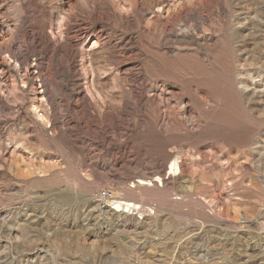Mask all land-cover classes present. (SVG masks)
I'll return each instance as SVG.
<instances>
[{
    "label": "rangeland",
    "instance_id": "1",
    "mask_svg": "<svg viewBox=\"0 0 264 264\" xmlns=\"http://www.w3.org/2000/svg\"><path fill=\"white\" fill-rule=\"evenodd\" d=\"M0 264H264V0H0Z\"/></svg>",
    "mask_w": 264,
    "mask_h": 264
},
{
    "label": "bare ground",
    "instance_id": "2",
    "mask_svg": "<svg viewBox=\"0 0 264 264\" xmlns=\"http://www.w3.org/2000/svg\"><path fill=\"white\" fill-rule=\"evenodd\" d=\"M81 29V28H80ZM103 48V46H102ZM99 49V50H98ZM98 50V51H97ZM96 51V52H95ZM95 52V53H93ZM125 52V51H124ZM94 54H98L99 56H102L103 54V50H101V46H99L98 42L95 44H93L92 46V53L91 55L95 56ZM97 55V56H98ZM21 56V55H20ZM103 57V56H102ZM97 60V59H96ZM104 61V60H103ZM107 65V64H106ZM109 67V66H108ZM92 72V71H91ZM90 84V83H89ZM87 87V90L85 89V87L82 89H80V92L81 94H85V95H93L94 91L96 90H92V86L91 84L86 86ZM94 88V86H93ZM84 89H85V92L84 93ZM79 90V89H78ZM99 94V93H98ZM101 94V93H100ZM99 94V95H100ZM97 95V94H96ZM102 95V94H101ZM39 117L42 119V120H45L46 121V117L44 114H39ZM48 122V121H47ZM169 171H170V174H174V176H177L181 173V170H180V165H179V161L177 158H174L173 160H171L170 162V165L168 167ZM159 183V184H164V179L160 176V175H156L154 176L152 179H145V178H140L138 180V183L141 184V185H155V183ZM105 203V204H104ZM102 202V204H100V208L101 209H104L106 210V212L110 209V211L114 210L115 212H123V213H133L135 211L137 212H140V210L142 209V205L136 202H133V201H125V200H116L114 201L113 203H110V202ZM99 206V205H98ZM144 210V209H143ZM146 210V209H145ZM102 211V210H101ZM113 212V211H112ZM113 212V214L115 213ZM44 253V252H43Z\"/></svg>",
    "mask_w": 264,
    "mask_h": 264
},
{
    "label": "built area",
    "instance_id": "3",
    "mask_svg": "<svg viewBox=\"0 0 264 264\" xmlns=\"http://www.w3.org/2000/svg\"><path fill=\"white\" fill-rule=\"evenodd\" d=\"M99 197L102 198L101 201H109L111 203L114 202V195L113 192L110 189H102L101 191H99Z\"/></svg>",
    "mask_w": 264,
    "mask_h": 264
}]
</instances>
